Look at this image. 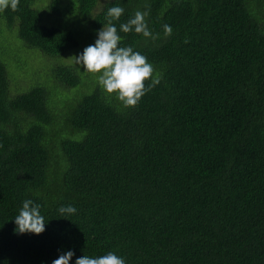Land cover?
<instances>
[{"label":"trees","instance_id":"16d2710c","mask_svg":"<svg viewBox=\"0 0 264 264\" xmlns=\"http://www.w3.org/2000/svg\"><path fill=\"white\" fill-rule=\"evenodd\" d=\"M70 1V23L95 30L111 6L124 8L118 28L149 11L153 36L120 32V43L160 83L134 107L95 89L59 109L57 87L10 97L0 61V264H51L67 250L70 264L107 251L127 264H264V0ZM54 14L69 18L61 0H19L0 9V25L59 59L79 42L42 23ZM53 76L82 82L70 65ZM29 198L48 221L38 235L14 232Z\"/></svg>","mask_w":264,"mask_h":264},{"label":"clouds","instance_id":"9594fccd","mask_svg":"<svg viewBox=\"0 0 264 264\" xmlns=\"http://www.w3.org/2000/svg\"><path fill=\"white\" fill-rule=\"evenodd\" d=\"M19 0H0V9L11 7L16 9ZM124 13V8L115 5L107 9V24L97 31L94 44L86 46L79 54L72 56L74 63L84 72L95 73L99 86L107 94H115L125 107L136 106L141 98L153 87L160 83L159 77L154 76V66L148 58L131 45H121L120 32H135L145 37L153 36L145 19L149 11H136L126 22L120 23L119 28L112 20H119ZM166 35L172 33V27L165 24ZM154 38V37H153ZM151 80L146 86L145 81ZM42 205L33 199H25L14 216L17 234H41L46 230ZM58 212L62 217L75 214L77 209L72 204L61 205ZM75 256L74 250L61 252L51 264H70ZM74 264H127L126 258L114 251H107L103 255H83L75 259Z\"/></svg>","mask_w":264,"mask_h":264},{"label":"rangeland","instance_id":"374dc122","mask_svg":"<svg viewBox=\"0 0 264 264\" xmlns=\"http://www.w3.org/2000/svg\"><path fill=\"white\" fill-rule=\"evenodd\" d=\"M103 2L104 0H99V6ZM35 3L36 5L44 6L47 5L48 0H35ZM72 4H74V1L61 0L62 11L64 12L69 10V18H66L62 14H54L49 17H45L44 21L42 18L43 24L50 27H58L60 29H69L78 39L79 48L66 52L59 59L47 57L35 49H28L18 38L17 27L8 30L3 24L0 25V52L2 53L0 54V61L3 62L7 68L10 97L24 94L35 86L44 87L45 85L48 89L49 87H57V90L55 89L51 91L50 94L54 96L52 103H57V108L61 109L63 106L67 108V103H71L72 100L82 96L83 94H89L95 89H99L102 93L104 92L107 94L99 86L97 74L82 71L83 69H80L79 66L74 63L72 58L74 54H79L86 46L95 42L98 31L94 28L79 27L74 25V23H70V20H72L70 17V10L73 7ZM98 11H100V9L97 10L96 5L92 14L94 15ZM83 32H90L92 34V38H88L86 36L82 42ZM59 65H70L73 69H76L82 78L81 85L72 89L61 85L57 78L53 76V70ZM85 80L91 82L84 86ZM86 87L88 89H85ZM82 88L85 89V92H83ZM55 112L61 113L62 111L55 109Z\"/></svg>","mask_w":264,"mask_h":264}]
</instances>
